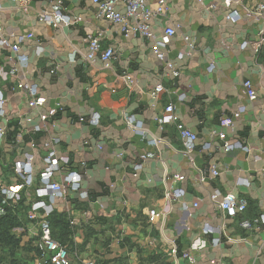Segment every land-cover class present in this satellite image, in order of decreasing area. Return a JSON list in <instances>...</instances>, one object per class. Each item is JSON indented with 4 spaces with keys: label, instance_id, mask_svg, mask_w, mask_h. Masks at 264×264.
I'll return each mask as SVG.
<instances>
[{
    "label": "crops",
    "instance_id": "obj_1",
    "mask_svg": "<svg viewBox=\"0 0 264 264\" xmlns=\"http://www.w3.org/2000/svg\"><path fill=\"white\" fill-rule=\"evenodd\" d=\"M22 1L0 2L9 45L0 46V127L6 128L0 195L28 183L13 203L28 209L14 229L21 245L40 250L42 221L62 217L72 233L51 231L55 242L64 240L71 264H264V224L255 223L264 217V15L257 14L264 0H166L163 15L152 0L150 37L100 18L92 0ZM57 12L54 24L42 21ZM138 22L131 19L126 28ZM167 29L176 35L162 48ZM25 35L32 38L15 54L11 47ZM91 38L100 39L102 51L113 50L109 68L87 59ZM248 81L255 101L244 87ZM22 83L38 88L36 107L18 89ZM158 86L164 92L154 100ZM168 106L177 123L160 126ZM128 118L143 132L130 129ZM231 118L232 126H224ZM177 125L196 135L192 151ZM226 145L242 148L226 151ZM51 152L60 161L55 181L62 185L76 174L79 191L60 199L37 196ZM29 158L28 178L18 164ZM167 189L184 196L165 214ZM217 193L245 201L246 211L227 217L210 201ZM36 203L52 214L40 211L30 221ZM152 210L159 212L155 224L149 223ZM31 257L32 264H51Z\"/></svg>",
    "mask_w": 264,
    "mask_h": 264
},
{
    "label": "built area",
    "instance_id": "obj_2",
    "mask_svg": "<svg viewBox=\"0 0 264 264\" xmlns=\"http://www.w3.org/2000/svg\"><path fill=\"white\" fill-rule=\"evenodd\" d=\"M2 0H0L1 2ZM31 0H23L24 4L30 2ZM152 0H92L93 4L99 9V17L103 19H107L110 22L118 25L125 26L124 32L127 34L140 33L144 37H150V23L155 18V13L150 9V3ZM158 3V9L156 10L158 15H163L167 10V2L166 0H156ZM125 10V12H122ZM257 14L260 16L264 15V3L261 4L257 9ZM55 16V17H54ZM43 15L42 21L48 25L54 24L56 16H61L60 12H57L56 15ZM131 19L138 20L137 26L133 28L131 31L126 28L127 22ZM237 17H234L236 20ZM4 30L0 27V46H9L6 40L4 39ZM176 35V31L173 29H167L164 33L163 42L159 44L162 48L166 47L167 44L170 43L171 39ZM32 35L20 36L17 44L11 47V50L18 54L20 51V45H22L26 40L31 39ZM89 55L87 59L89 61H94L96 58H99L105 65L106 68L110 67L111 59L114 56V52L112 49L102 51L101 41L99 38H91L89 39ZM155 54L164 61V56L159 52L158 48L154 50ZM22 62H25L24 59H21ZM131 82V79L128 78ZM247 95L250 101H255L257 98L256 91L253 87L251 81H248L244 85ZM18 89L20 91L26 92L29 94L33 101L31 103V107H36V98L38 95V88L36 86L30 85L28 83H22L18 85ZM164 92V88L162 86H158L152 93V98L157 100L160 95ZM5 104L3 95L0 93V109L3 108ZM1 116V115H0ZM234 118H239L240 114L236 113L233 116ZM130 129L140 134L143 132L141 125H137L132 118H128L126 120ZM160 126L165 125H176L177 117L174 112L173 106H168L165 115L157 120ZM224 126L229 127L233 124V119H226L224 121ZM179 130L180 138L184 144V147L187 151H192L195 148V143L197 141V137L192 132L188 131L181 125H177ZM6 128L0 127V140L5 136ZM219 138L221 140L225 139V135H220ZM153 145L160 144V141L154 140ZM237 148H242L241 145H226V151H232ZM66 161L65 159H63ZM33 159H28V163L26 164H18V173L23 176H27L29 178L28 170L32 168ZM46 166L44 172L41 175L42 183L45 185V188H42L37 191V196L40 198H45L48 196H52L53 198H63L67 195L69 191H79L80 190V178L77 177L76 174H69L67 178L64 180L63 184H58L55 181L56 173L59 171L60 161L56 156L55 152H51L48 158L45 160ZM217 176L216 173H214ZM176 181H182V178L179 176H175ZM28 183L25 185L22 184L20 186L11 188L10 190H2L1 195L6 198L7 201H11L12 203H18L21 201L20 193L22 190L27 187ZM184 196V192L181 190L175 189H167L165 192V201L167 202V207L164 209V213L167 214L169 210V205ZM210 201L217 204L218 207L225 213L227 217H235L238 214L244 213L248 207V204L245 201H241L236 199L233 195H226L222 197L220 194H214L210 197ZM44 203H36L31 207V214L29 216L30 221H34L37 213L40 211L45 212V217H49L52 214V209H48ZM159 216V212L157 210L150 211L149 214V223L155 224L156 220ZM255 223L264 224V217H261L259 220H256ZM244 228H250V223H244ZM41 243L39 244V249L41 251V257L47 258L51 264H71L70 252L66 247L61 246L59 243L55 242L52 238V231L50 224L47 220H43L41 223ZM206 234H211L212 230L206 229ZM172 258L175 261H178V252L174 250L172 252ZM88 264H94V262H90Z\"/></svg>",
    "mask_w": 264,
    "mask_h": 264
},
{
    "label": "trees",
    "instance_id": "obj_3",
    "mask_svg": "<svg viewBox=\"0 0 264 264\" xmlns=\"http://www.w3.org/2000/svg\"><path fill=\"white\" fill-rule=\"evenodd\" d=\"M27 210L23 203H19L18 206L13 205L11 201H7L0 195V264H32V254L41 255V251L34 248L32 244L22 246L21 239L14 234V229L22 226ZM49 224L52 229L58 228L60 234L72 233L68 223L62 217L56 222L50 221ZM57 243L66 247L62 239H58Z\"/></svg>",
    "mask_w": 264,
    "mask_h": 264
},
{
    "label": "rangeland",
    "instance_id": "obj_4",
    "mask_svg": "<svg viewBox=\"0 0 264 264\" xmlns=\"http://www.w3.org/2000/svg\"><path fill=\"white\" fill-rule=\"evenodd\" d=\"M159 264H165V262H161V261H160V263H159Z\"/></svg>",
    "mask_w": 264,
    "mask_h": 264
}]
</instances>
